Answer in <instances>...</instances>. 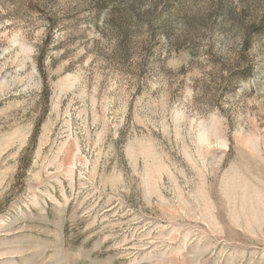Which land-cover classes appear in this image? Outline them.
Wrapping results in <instances>:
<instances>
[{
    "label": "rangeland",
    "instance_id": "374dc122",
    "mask_svg": "<svg viewBox=\"0 0 264 264\" xmlns=\"http://www.w3.org/2000/svg\"><path fill=\"white\" fill-rule=\"evenodd\" d=\"M0 264H264V0H0Z\"/></svg>",
    "mask_w": 264,
    "mask_h": 264
}]
</instances>
